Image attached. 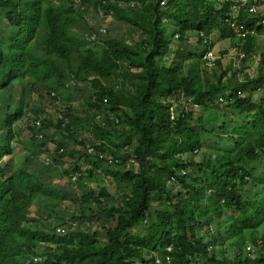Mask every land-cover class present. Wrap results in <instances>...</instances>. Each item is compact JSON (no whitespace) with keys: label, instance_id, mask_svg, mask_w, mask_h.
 Masks as SVG:
<instances>
[{"label":"trees","instance_id":"1","mask_svg":"<svg viewBox=\"0 0 264 264\" xmlns=\"http://www.w3.org/2000/svg\"><path fill=\"white\" fill-rule=\"evenodd\" d=\"M215 32L253 57L264 0H0V264H264V65L209 68ZM59 98L56 117L28 113Z\"/></svg>","mask_w":264,"mask_h":264},{"label":"rangeland","instance_id":"2","mask_svg":"<svg viewBox=\"0 0 264 264\" xmlns=\"http://www.w3.org/2000/svg\"><path fill=\"white\" fill-rule=\"evenodd\" d=\"M257 10L258 11L262 10V6L257 7ZM89 14H90V12H89ZM96 19L97 20L95 22H98V24H102V26H105L108 30H110V31H108V30L107 31L111 35H121V34L126 35V30H127L128 25L125 22L111 20V18H109L108 16H102L100 14L96 15ZM90 20H92V18ZM96 24L97 23H95V25ZM256 37H257L256 41H257V46H258L257 53L253 57L247 58L245 61H243V60H241V56H238V52H236L233 49V46L236 42V38H231L230 34L226 35V37L220 35L217 32L212 34L211 41L213 44H212L211 50L213 51L215 57L220 56L223 66H226L229 69L228 70L229 74L231 73V75H232V73L234 71H236L235 75L233 76L234 79H237V78L242 79V78H244V75L247 73L249 75L253 76L257 72V70L260 68V66L264 65V62H262V64H261L262 58H264V34L256 35ZM212 68H215V65H212ZM84 87H85L84 85H80V88L78 91H80ZM88 93H89V90H87V89H86V91H83V93H80V92L74 93V98L71 102V104L73 105V109L81 115H83L84 111H86L88 109V105H89L87 103L89 101ZM172 100L173 101L176 100V103H179L185 99L183 98V96H181V97H175ZM38 103H40V102H38ZM64 103H66L64 98H59L57 101V104H54V105L50 101L45 102V103H40L39 105H37V107L39 108L38 110H40V112H44V113L38 112L37 109H35V110L33 109L32 111L29 110V112H28L27 111L28 109L26 108V109H24V111L31 113V114L37 113L38 115L39 114L40 115H42V114H49L50 115L51 114L53 117L54 116L56 117L58 115V112H59L57 110L58 109L62 110ZM185 108L187 110L192 109V107L190 105H186ZM199 115H200V111L196 110V113L194 115V119L196 120V118H197V120H198ZM24 118H26V117L23 116V118L21 117L20 120L16 121L15 126L17 128L18 127H22V128L25 127L23 125V123L25 122ZM211 119H212V117H211V115H209V113L207 111L201 117V120L202 121L206 120V123L211 122V121H209ZM81 135H82V137L88 138L89 132H87V131L82 132ZM211 151H212V149H211ZM58 167L60 170H59V174L57 175V176H59L57 181H59L58 183H59V185H61L60 187L64 188L68 192L69 196L75 197L76 193H80L81 189H84L85 187H83L81 183L80 184L76 183L75 178H69L67 175H65L63 172V169L61 170V165L57 166L56 168H58ZM86 167L89 168V165L86 164ZM105 179L106 178L102 174H99V176L90 177V179L85 180L84 183L87 185L88 188L91 187V188L99 189L100 184H102V185L103 184H106V185L109 184ZM67 206H68V208H69L68 210L70 212L74 211V209L76 207L75 204H73L70 201L67 202ZM41 210L44 212V210L41 206H35L34 207V211H37L36 213H38V211H41ZM33 212L30 214L35 215ZM59 213L61 215L64 214V210L62 212L60 211Z\"/></svg>","mask_w":264,"mask_h":264},{"label":"built area","instance_id":"3","mask_svg":"<svg viewBox=\"0 0 264 264\" xmlns=\"http://www.w3.org/2000/svg\"><path fill=\"white\" fill-rule=\"evenodd\" d=\"M160 4H161V6H163L164 5V1H161ZM238 11H239V6L238 5L233 6V8H232V14H233V16H235ZM249 11L250 12H254L255 11V6L254 5L251 6L249 8ZM232 27H233V30L236 33V35L237 36H240V37L245 36V34L248 32V29L245 26H243V25H238V24L232 23ZM105 30H106V28L103 27V26H101L100 29H99V31L101 33H105ZM242 56H243V54H241V57ZM203 59L206 60L207 65H208L209 68L212 67V65H214V59H215V56H214L213 51L212 50L206 51L204 53V55H203ZM38 123L39 122H37V124ZM38 136L40 137L41 134H39ZM85 150H86V152L88 154L95 155V156L97 155L98 158H101L102 159L104 157V154L102 152L95 150L94 146L90 145L89 143H87L85 145ZM59 151L61 152L62 149H59ZM108 162L109 163H112V160L109 159ZM60 230H61V227L57 228V231L60 232ZM257 243L259 244L260 242L257 241ZM246 250L248 251V253H253L255 251V247L253 245H251V244H248L246 246Z\"/></svg>","mask_w":264,"mask_h":264}]
</instances>
